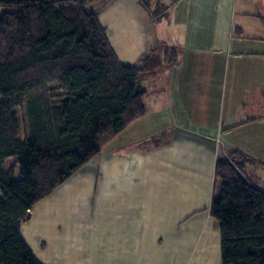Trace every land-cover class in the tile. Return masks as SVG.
I'll return each mask as SVG.
<instances>
[{
    "label": "crops",
    "instance_id": "1",
    "mask_svg": "<svg viewBox=\"0 0 264 264\" xmlns=\"http://www.w3.org/2000/svg\"><path fill=\"white\" fill-rule=\"evenodd\" d=\"M87 1L121 63L155 62L145 114L34 205L22 239L40 264H221L216 160L264 165V12L172 0L156 19L139 0Z\"/></svg>",
    "mask_w": 264,
    "mask_h": 264
},
{
    "label": "trees",
    "instance_id": "2",
    "mask_svg": "<svg viewBox=\"0 0 264 264\" xmlns=\"http://www.w3.org/2000/svg\"><path fill=\"white\" fill-rule=\"evenodd\" d=\"M87 4L0 0V264H40L20 233L34 205L145 114L139 79L155 62L121 63ZM249 162L260 164L233 149L215 163L221 264H264V189Z\"/></svg>",
    "mask_w": 264,
    "mask_h": 264
},
{
    "label": "rangeland",
    "instance_id": "3",
    "mask_svg": "<svg viewBox=\"0 0 264 264\" xmlns=\"http://www.w3.org/2000/svg\"><path fill=\"white\" fill-rule=\"evenodd\" d=\"M172 0H142V3L146 11L150 13V15L155 16L156 18L161 17L164 13L166 14L167 9L169 7V4ZM240 0H237L236 2V12H237V17L239 16V7L238 3ZM258 4L256 5V9L263 13L264 12V0H257ZM88 9L94 10V6L91 3L87 4ZM4 10L3 7H0V13ZM152 16V17H153ZM167 52V51H166ZM166 55V61L169 59V51L165 54ZM168 63V62H167ZM57 98V97H56ZM262 107V106H261ZM226 155V154H225ZM14 162V158H9L5 162V167H9L12 163ZM245 170L249 172L250 176L249 179L251 181H254L256 185L261 187V189H264V165L263 164H257L255 162H249L245 163ZM15 177H18V172L16 171Z\"/></svg>",
    "mask_w": 264,
    "mask_h": 264
}]
</instances>
